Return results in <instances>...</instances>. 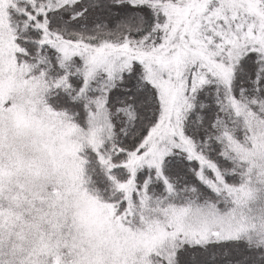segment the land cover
I'll use <instances>...</instances> for the list:
<instances>
[{
	"label": "snow or ice",
	"instance_id": "snow-or-ice-1",
	"mask_svg": "<svg viewBox=\"0 0 264 264\" xmlns=\"http://www.w3.org/2000/svg\"><path fill=\"white\" fill-rule=\"evenodd\" d=\"M0 264H264V0H0Z\"/></svg>",
	"mask_w": 264,
	"mask_h": 264
}]
</instances>
